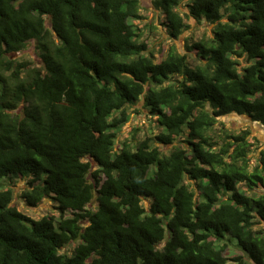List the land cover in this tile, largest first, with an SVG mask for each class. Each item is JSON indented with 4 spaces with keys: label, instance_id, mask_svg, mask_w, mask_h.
Returning a JSON list of instances; mask_svg holds the SVG:
<instances>
[{
    "label": "trees",
    "instance_id": "16d2710c",
    "mask_svg": "<svg viewBox=\"0 0 264 264\" xmlns=\"http://www.w3.org/2000/svg\"><path fill=\"white\" fill-rule=\"evenodd\" d=\"M155 6L211 35L157 61L139 0H0V264H264V150L220 121L264 126V0ZM129 110L160 132L119 143Z\"/></svg>",
    "mask_w": 264,
    "mask_h": 264
},
{
    "label": "rangeland",
    "instance_id": "374dc122",
    "mask_svg": "<svg viewBox=\"0 0 264 264\" xmlns=\"http://www.w3.org/2000/svg\"><path fill=\"white\" fill-rule=\"evenodd\" d=\"M141 10V20H138L135 24L139 26L140 30L144 32V39L148 41L151 50L155 53L157 61H160L164 54L167 53L170 46L173 44L177 46L179 52L182 55H189L187 45L192 41H197L204 36L211 35V29L206 23L202 26L197 25L195 21H192V28L184 33V35L177 41L170 39L165 29L160 25V13L157 11L155 6V0H139ZM185 2L181 6L183 12H187L184 7ZM188 38V39H186ZM20 56L26 60L38 61L35 49L30 48L26 52L20 54ZM190 61L193 65L198 64L193 57H190ZM131 114L130 122L125 125L119 132V143L131 138L133 129H139L138 136L140 139H144L146 136L156 135L160 132V129L154 124L153 119L148 117L149 115L145 111H141L140 114L134 113L133 110H129ZM225 126L233 131H249L250 142L253 143V138L257 137L258 143H254V154H259L264 150V127L259 123L252 122L249 117L231 115L223 117L220 120ZM25 187L24 182H19L16 185L15 191L17 197L14 200V206L25 214L26 216L39 220L44 216L53 215L57 218L60 216L59 210L56 209V204L50 200H44L38 208L30 209L25 206L22 200L19 198L22 188ZM233 246L226 249V256L232 258L233 256L239 255V252ZM74 246H69L65 251L69 254H73Z\"/></svg>",
    "mask_w": 264,
    "mask_h": 264
},
{
    "label": "water",
    "instance_id": "95a60500",
    "mask_svg": "<svg viewBox=\"0 0 264 264\" xmlns=\"http://www.w3.org/2000/svg\"><path fill=\"white\" fill-rule=\"evenodd\" d=\"M19 56V55H18ZM250 119V118H249ZM252 121V119H250ZM256 123V122H255Z\"/></svg>",
    "mask_w": 264,
    "mask_h": 264
},
{
    "label": "clouds",
    "instance_id": "9594fccd",
    "mask_svg": "<svg viewBox=\"0 0 264 264\" xmlns=\"http://www.w3.org/2000/svg\"><path fill=\"white\" fill-rule=\"evenodd\" d=\"M255 123V122H254ZM257 123V122H256ZM261 125V124H260ZM263 126V125H262ZM264 127V126H263Z\"/></svg>",
    "mask_w": 264,
    "mask_h": 264
}]
</instances>
